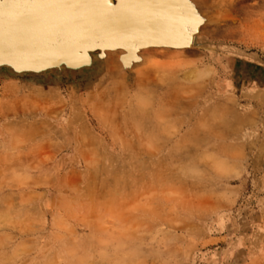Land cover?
<instances>
[{
    "label": "rangeland",
    "instance_id": "374dc122",
    "mask_svg": "<svg viewBox=\"0 0 264 264\" xmlns=\"http://www.w3.org/2000/svg\"><path fill=\"white\" fill-rule=\"evenodd\" d=\"M192 1L182 54L0 72V264H264V0Z\"/></svg>",
    "mask_w": 264,
    "mask_h": 264
},
{
    "label": "water",
    "instance_id": "95a60500",
    "mask_svg": "<svg viewBox=\"0 0 264 264\" xmlns=\"http://www.w3.org/2000/svg\"><path fill=\"white\" fill-rule=\"evenodd\" d=\"M206 24L192 0H0V72L84 76L107 52L129 72L145 48H191Z\"/></svg>",
    "mask_w": 264,
    "mask_h": 264
},
{
    "label": "bare ground",
    "instance_id": "6f19581e",
    "mask_svg": "<svg viewBox=\"0 0 264 264\" xmlns=\"http://www.w3.org/2000/svg\"><path fill=\"white\" fill-rule=\"evenodd\" d=\"M202 30V29H201ZM200 30V31H201ZM200 31H199V33H200ZM198 36V35H197ZM196 36V37H197ZM196 37L193 39V41H192V45H191V48H192V46H193V44H194V42H195V39H196ZM191 48H185V49H178V50H171V49H168V48H145L144 50H142L141 52H139V54H137V57L139 56V55H142V56H144V57H146V56H148L149 54H152V53H155V52H160V53H162V54H172V56L173 55H179V54H182V53H184L185 51H187V50H189V49H191ZM105 55H107V56H111V55H116V56H119V55H125L124 53H122V52H118V53H110V52H107V53H105ZM162 56V55H161ZM132 55H131V53H129V55H126V57H124V58H122V59H124V63H125V61H132ZM126 59V60H125ZM132 63V62H131ZM112 72V67H110L109 68V73H111ZM147 73V72H146ZM191 76V75H190ZM98 77V76H97ZM184 79V78H183ZM186 80V79H185ZM138 83V82H137Z\"/></svg>",
    "mask_w": 264,
    "mask_h": 264
},
{
    "label": "crops",
    "instance_id": "0c3cea01",
    "mask_svg": "<svg viewBox=\"0 0 264 264\" xmlns=\"http://www.w3.org/2000/svg\"><path fill=\"white\" fill-rule=\"evenodd\" d=\"M166 61V60H165ZM170 60H168L167 62H169Z\"/></svg>",
    "mask_w": 264,
    "mask_h": 264
}]
</instances>
